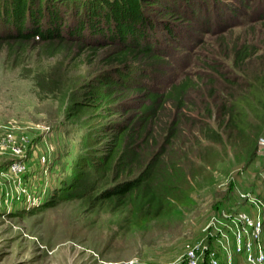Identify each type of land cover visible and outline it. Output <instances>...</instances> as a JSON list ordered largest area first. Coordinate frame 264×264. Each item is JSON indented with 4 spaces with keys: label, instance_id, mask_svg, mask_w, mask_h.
Returning <instances> with one entry per match:
<instances>
[{
    "label": "rangeland",
    "instance_id": "1",
    "mask_svg": "<svg viewBox=\"0 0 264 264\" xmlns=\"http://www.w3.org/2000/svg\"><path fill=\"white\" fill-rule=\"evenodd\" d=\"M257 2H250L246 14L217 6L209 12V23L197 18L193 24L186 18V34L176 38L180 45L167 47L172 55L160 87L167 90L185 76L199 86L181 114L187 118L178 129L183 148L171 157L184 151L191 157L187 168L205 171L192 179L191 191L179 203L141 227L127 226L125 212L93 205L89 194L76 195L79 181L94 185L91 173H86L88 163L111 140L108 129L116 120L77 109L83 88L108 71L103 61L108 52L93 55L70 48L49 58L34 44L14 56L0 47V264H187V246L201 249L198 264H208V252L225 255L228 245L209 225L213 217L224 219L215 215V208L230 185L238 203L230 204L226 215H264V189L256 190L264 183V149L257 141L264 135L255 138L257 157L247 168L243 189L236 175L242 177L245 168L242 171L243 165L235 160L239 152L227 142L218 108L229 84L224 76L234 79L264 58V0L259 7ZM243 46L250 48L254 62L238 70L234 53ZM181 115L175 117L166 107L156 129L161 139L155 149L164 144ZM202 121L220 139L201 137ZM249 121L256 123L253 117ZM14 164L22 167L20 173L11 171ZM254 182L257 185L250 187ZM263 231L250 241L259 236L263 242ZM225 235L233 250L232 235Z\"/></svg>",
    "mask_w": 264,
    "mask_h": 264
},
{
    "label": "trees",
    "instance_id": "2",
    "mask_svg": "<svg viewBox=\"0 0 264 264\" xmlns=\"http://www.w3.org/2000/svg\"><path fill=\"white\" fill-rule=\"evenodd\" d=\"M251 1L0 0V47L9 49L13 56L31 44L49 58L70 48L93 55L108 52L103 58L108 71L83 88L77 109L87 116L100 114L104 120H116L108 129L111 140L88 163L86 173H91L94 185L78 180V197L86 193L97 207L125 212L126 225L135 228L162 217L191 191L192 179L205 169L193 172L187 168L191 157H186L184 151L178 157L171 154L183 148L178 129L187 118L181 114L189 109L190 95L199 86L185 76L167 90L160 87V78L170 66L172 55L167 47L180 45L179 33L186 34V18L193 24L197 18L200 23H209V12L217 6L246 14ZM257 3L259 7L261 0ZM253 62L250 48L243 46L235 51L234 65L238 70ZM249 71H241L234 79L224 76L229 84L222 90L218 105L227 142L239 152L235 160L243 165L242 171L245 168L246 175H236L243 189L247 168L257 157L255 138L264 135V58ZM167 106L175 117H181L172 124L164 144L155 149L161 139L156 129ZM251 117L256 123L249 121ZM200 128L201 137L209 134L220 139L206 121ZM256 185L254 182L249 186ZM233 187L230 185L220 196L221 202L215 208L217 217L224 218L230 212L229 205H237ZM262 189L264 183L256 187L257 191ZM240 261L245 258L236 255L233 264Z\"/></svg>",
    "mask_w": 264,
    "mask_h": 264
},
{
    "label": "built area",
    "instance_id": "3",
    "mask_svg": "<svg viewBox=\"0 0 264 264\" xmlns=\"http://www.w3.org/2000/svg\"><path fill=\"white\" fill-rule=\"evenodd\" d=\"M258 145L262 149H264L263 138H259ZM21 170L22 167L17 164L11 166V171L13 173L18 174L21 172ZM253 203L255 206H257L256 201ZM256 216L257 217L255 219H251L246 214H238L235 216L225 215L223 220H226V223L222 226H217L216 223H219V221L223 220L213 217L209 226L215 228L219 236L222 237L221 240L228 245V248L225 247V255L223 256L222 260L218 258L214 252H208V264H221V261H223L224 264H233L236 255L244 257L245 261L250 264H264V241L261 242V240H259V236H255V239L253 238V240L250 241V236L259 233L264 228V217H261L264 215L257 214ZM230 221L232 222V224L230 223ZM224 231L226 233L230 232V234L232 235L233 250L230 248V239H228ZM263 235L264 231L262 232V237ZM227 249H229L230 252H228ZM200 251L201 249L199 247L187 246V264H198L197 257Z\"/></svg>",
    "mask_w": 264,
    "mask_h": 264
}]
</instances>
